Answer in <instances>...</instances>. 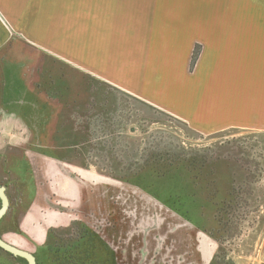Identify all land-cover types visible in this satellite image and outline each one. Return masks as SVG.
<instances>
[{
  "label": "rangeland",
  "instance_id": "rangeland-1",
  "mask_svg": "<svg viewBox=\"0 0 264 264\" xmlns=\"http://www.w3.org/2000/svg\"><path fill=\"white\" fill-rule=\"evenodd\" d=\"M168 1L170 5L159 12H169L177 18L198 16L196 8L205 5L214 7L212 10L218 14L217 3L221 0ZM239 2L248 5L252 0ZM150 11L158 13V10ZM146 12L144 10V16ZM105 26L107 33L113 36L109 39L115 38V41H103L102 46L96 42V52L100 55L105 46L118 45L122 53L129 55L123 58L143 63L137 46L141 47L144 40L145 69L168 70L172 52L176 53L173 58H176L174 69L177 72L186 69L188 72L195 66L194 56L197 58L199 53L198 25H144V33L148 28L151 30L147 37L148 32L139 34L141 25L130 22L106 23ZM87 30L85 14L74 28L64 26L65 36L72 32L87 38ZM78 45L83 65L87 66V50ZM7 50L0 53V65L24 64L32 66V70H40L43 65V69L50 67L54 71V67H62L61 63L42 62L43 58L38 62L36 58L24 62L20 56H12L28 51L18 43H11ZM36 69L30 75L33 79L27 89L32 102L50 103L42 105V110L32 107V112H36L32 117L43 119L0 120V186L5 187L11 199L23 200V208L33 203V216L28 223L31 229H36L39 223L57 232L56 227L69 225L57 233L70 238L73 225L82 222L85 226L99 228L109 238L110 235L117 238V232L126 235L140 227L142 235L144 229L155 226L154 233L160 240L159 258L167 260L169 255L173 259L171 264H209L216 255L219 264H264L263 134L227 131L202 136L171 115L146 103L131 101L129 95L101 85L87 73L65 68L63 75L50 76L52 83L48 90L53 87V93L48 91L47 97L44 85L36 88L41 76L36 80L39 73ZM159 75L157 77L162 76ZM2 76L4 73L0 72V78ZM57 77L59 85L63 84L61 90L69 92L63 98L56 95L59 86L53 80ZM56 116L60 117L58 121ZM155 150L200 155L207 163L220 164L221 181L228 180L226 183L231 185L233 202L226 211L227 221L219 228L222 232H213L215 239L203 231V227H213L211 210L204 212L205 217L199 216L196 210L185 213L182 207L173 208L174 213L169 208L173 207L172 202L164 197L157 199L119 181L138 171ZM113 216L116 222L112 221ZM115 224L117 227L112 229ZM152 246H157L156 240L152 241ZM29 251H34L33 243ZM12 260L0 251L2 264Z\"/></svg>",
  "mask_w": 264,
  "mask_h": 264
},
{
  "label": "crops",
  "instance_id": "crops-1",
  "mask_svg": "<svg viewBox=\"0 0 264 264\" xmlns=\"http://www.w3.org/2000/svg\"><path fill=\"white\" fill-rule=\"evenodd\" d=\"M168 5V0H0V53L8 52L11 43H18L28 51L12 56H20L24 62L33 58L38 62L43 58L42 62L62 66L54 67V71L50 67L44 70L43 65L40 70H32V66L24 64L0 65V72L4 73L0 78V120L43 119L32 117L36 113L32 112V107L42 110V105L50 103L32 102L27 89L33 79L30 75L38 70L36 80L41 76L36 88L44 85L48 97V91L53 93V87L48 90L50 76L63 75L65 68L87 73L101 85L129 95L131 101L146 103L171 115L202 136L227 131L264 135V0H252L248 5H240L239 0H221L217 3L218 14L212 10L214 7L205 5L196 8L198 16L177 18L169 12H159ZM150 10H158V13ZM83 14L87 17L88 37L72 32L65 36L64 26L74 28ZM116 22L141 25L139 34L148 32L146 37L151 30L148 28L144 33V25L200 26L196 40L199 53L193 70L177 72L175 52L169 53L172 59L168 70L145 69L144 40L141 47L137 46L143 63L123 58L129 55L122 53L118 45L105 46L102 55L98 54L96 42L102 46L103 41H115V38L109 39L112 35L107 33L105 25ZM78 44L87 50V66L83 65ZM159 74L162 76L157 77ZM53 81L59 86L57 97L69 94L68 89L61 90L63 84L59 85L58 77ZM59 118L56 116L55 120ZM8 198L10 206L0 220V238L27 251L32 243L42 244L49 226L36 223V229L29 227L33 203L23 208V200Z\"/></svg>",
  "mask_w": 264,
  "mask_h": 264
},
{
  "label": "trees",
  "instance_id": "trees-1",
  "mask_svg": "<svg viewBox=\"0 0 264 264\" xmlns=\"http://www.w3.org/2000/svg\"><path fill=\"white\" fill-rule=\"evenodd\" d=\"M218 166L220 164L215 161L207 163L200 155L155 150L138 171L119 178V181L136 186L157 199L164 197L172 202V210L175 207L185 208V213L196 210L201 217L211 210L213 227H203V231L214 238V231L222 232L219 228L227 221L226 211L233 202L231 185L226 183L228 180L222 183V170ZM71 250H67L68 255H72ZM209 264H219L218 255Z\"/></svg>",
  "mask_w": 264,
  "mask_h": 264
},
{
  "label": "flooded vegetation",
  "instance_id": "flooded-vegetation-1",
  "mask_svg": "<svg viewBox=\"0 0 264 264\" xmlns=\"http://www.w3.org/2000/svg\"><path fill=\"white\" fill-rule=\"evenodd\" d=\"M169 208L172 210V206ZM112 218V221L116 222V217L113 216ZM183 219L188 221L184 217ZM65 227L56 228L60 230ZM116 227L115 224L112 229ZM156 228L154 226L144 229L141 235L139 234L141 229L138 227L135 232L126 235L117 232L119 234L117 238L111 235L109 238L99 228H92L85 226L82 222H77L72 227L70 238L59 236L58 230L56 232V229L48 228L43 243L40 245L33 243L34 251L28 252L34 256L35 264H171L173 259L169 255L167 260H160L159 258L161 254L160 240L154 233ZM155 240L157 246L151 247L152 241ZM69 249H72V255L67 254ZM168 250L170 249L167 248ZM1 252L6 255L9 254L3 250ZM11 258L13 260L9 264H27L26 260L22 258L14 256ZM178 261H181V258ZM0 264L2 263L0 262Z\"/></svg>",
  "mask_w": 264,
  "mask_h": 264
},
{
  "label": "water",
  "instance_id": "water-1",
  "mask_svg": "<svg viewBox=\"0 0 264 264\" xmlns=\"http://www.w3.org/2000/svg\"><path fill=\"white\" fill-rule=\"evenodd\" d=\"M9 210V199L6 194V189L3 186H0V220ZM0 249L6 253L11 254L14 257L22 258L26 260L27 264H35L34 256L25 250H22L14 245L4 241L0 238Z\"/></svg>",
  "mask_w": 264,
  "mask_h": 264
}]
</instances>
